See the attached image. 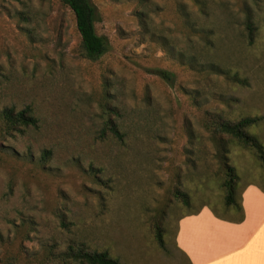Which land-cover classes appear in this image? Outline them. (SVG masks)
<instances>
[{
    "label": "rangeland",
    "instance_id": "374dc122",
    "mask_svg": "<svg viewBox=\"0 0 264 264\" xmlns=\"http://www.w3.org/2000/svg\"><path fill=\"white\" fill-rule=\"evenodd\" d=\"M202 1L92 0L108 49L90 61L61 0H0V111L31 106L38 118L12 134L0 123V264H54L69 245L122 264H188L180 217L204 204L234 214L204 123L257 117L247 131L264 148V0ZM108 117L121 139L104 131ZM222 140L237 191L264 186L257 151Z\"/></svg>",
    "mask_w": 264,
    "mask_h": 264
},
{
    "label": "trees",
    "instance_id": "16d2710c",
    "mask_svg": "<svg viewBox=\"0 0 264 264\" xmlns=\"http://www.w3.org/2000/svg\"><path fill=\"white\" fill-rule=\"evenodd\" d=\"M74 15L75 27L80 38V54L83 58L95 61L98 60L108 49L106 38L97 33L95 23L99 18V12L92 0H61ZM196 5L203 7L202 0H192ZM187 23L191 21L186 20ZM246 29L249 32V38L252 40L255 26L250 16L246 17ZM190 27L195 31L194 25ZM207 37V36H206ZM208 39V38H207ZM210 70L219 74H225L223 69L217 66H211ZM235 81H246L238 76H233ZM258 120L257 117L247 116L237 121L224 120L221 117H213L204 123L205 128L211 132L213 140L217 146V159L220 166L224 170L225 177L222 181V188L225 191L224 205L233 207V213L238 221L243 220L242 192L237 190L238 174L233 166L229 164V156L223 138L229 137L231 141L243 147H249L257 151V156L264 165V148L258 138L247 131L251 125ZM1 132L12 134L15 131L22 132L29 127L38 126V118L34 114L31 106H26L20 110H15L13 107H4L0 111ZM104 131H108L117 139L122 138L117 122L110 117L106 118ZM43 154H49L45 150ZM175 196L186 205L190 204V197L187 193L176 190ZM200 209V208H199ZM198 210L188 214H195ZM214 214L224 218L216 210L212 208ZM187 215V214H186ZM155 239L161 248L165 247L164 229L159 224L154 227ZM56 262L54 264H122L117 258L109 255L107 251H89L87 248L69 245L63 252L54 255ZM53 263V261H52ZM4 264H15L12 261H7Z\"/></svg>",
    "mask_w": 264,
    "mask_h": 264
},
{
    "label": "crops",
    "instance_id": "0c3cea01",
    "mask_svg": "<svg viewBox=\"0 0 264 264\" xmlns=\"http://www.w3.org/2000/svg\"><path fill=\"white\" fill-rule=\"evenodd\" d=\"M242 206V221L218 217L208 204L180 217L174 242L188 264H264V186H244Z\"/></svg>",
    "mask_w": 264,
    "mask_h": 264
}]
</instances>
